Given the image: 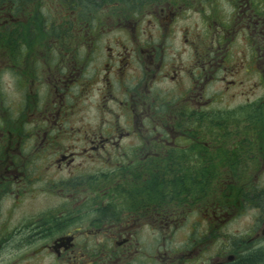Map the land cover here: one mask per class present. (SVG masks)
Returning <instances> with one entry per match:
<instances>
[{
	"label": "flooded vegetation",
	"instance_id": "obj_1",
	"mask_svg": "<svg viewBox=\"0 0 264 264\" xmlns=\"http://www.w3.org/2000/svg\"><path fill=\"white\" fill-rule=\"evenodd\" d=\"M0 264H264V0H0Z\"/></svg>",
	"mask_w": 264,
	"mask_h": 264
}]
</instances>
